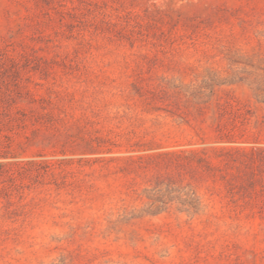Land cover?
<instances>
[{
  "label": "rangeland",
  "instance_id": "rangeland-1",
  "mask_svg": "<svg viewBox=\"0 0 264 264\" xmlns=\"http://www.w3.org/2000/svg\"><path fill=\"white\" fill-rule=\"evenodd\" d=\"M0 264H264V0H0Z\"/></svg>",
  "mask_w": 264,
  "mask_h": 264
}]
</instances>
